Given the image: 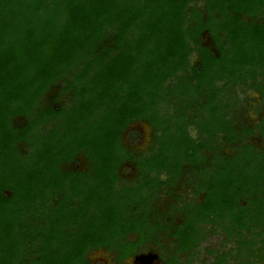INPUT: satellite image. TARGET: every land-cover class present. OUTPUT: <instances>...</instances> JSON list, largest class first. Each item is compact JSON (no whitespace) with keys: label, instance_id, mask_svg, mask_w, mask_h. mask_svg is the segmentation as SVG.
<instances>
[{"label":"trees","instance_id":"16d2710c","mask_svg":"<svg viewBox=\"0 0 264 264\" xmlns=\"http://www.w3.org/2000/svg\"><path fill=\"white\" fill-rule=\"evenodd\" d=\"M257 102L264 0H0V264L264 261Z\"/></svg>","mask_w":264,"mask_h":264},{"label":"rangeland","instance_id":"374dc122","mask_svg":"<svg viewBox=\"0 0 264 264\" xmlns=\"http://www.w3.org/2000/svg\"><path fill=\"white\" fill-rule=\"evenodd\" d=\"M252 94L251 96L258 98V96L254 93H250ZM250 106L247 107L246 111H245V116L250 119L253 120L255 123L257 122V113L254 111L255 107H259L261 108L260 113L264 115V105L260 104V103H249ZM134 129L139 131V137H138V141L137 143L134 144V146L132 147V150L135 153H142V152H146L149 144H150V140H151V129L150 127L145 124V123H135L132 126ZM262 142V146H264V141ZM123 178L129 180V181H133V179L135 178V170L128 167L127 170H124L121 172ZM162 178H165L164 176H162ZM185 184V183H184ZM184 184H182L181 186H183L180 190H177L176 193H178L179 195H182V197L185 200H188L189 198L192 197L191 191L189 190V188L187 186H185ZM171 200V198L167 195L166 192H162L159 197L156 200V206L160 207V210L162 211L165 207V204L167 202H169ZM234 245L227 243L226 245L223 243V235L217 233V234H210L208 235V237L206 238V240L200 245L199 249H198V253H199V257L205 260H212V256H210L209 254H207L205 251L206 249H213V250H219V251H227L229 248L233 247ZM89 260H90V264H115L113 262L112 256L104 251V250H99V251H95L92 252L91 254H89ZM196 262H194L195 264ZM120 264H162V260L159 259L158 255H157V250L156 247L152 245V248L150 250H144L140 256L136 257H130L126 260H124L122 263ZM228 264H233V262L229 261ZM252 264H264V261H257L254 262Z\"/></svg>","mask_w":264,"mask_h":264}]
</instances>
